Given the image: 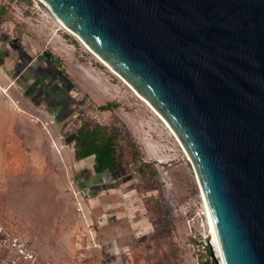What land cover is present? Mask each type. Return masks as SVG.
<instances>
[{
  "label": "rangeland",
  "instance_id": "rangeland-1",
  "mask_svg": "<svg viewBox=\"0 0 264 264\" xmlns=\"http://www.w3.org/2000/svg\"><path fill=\"white\" fill-rule=\"evenodd\" d=\"M0 34L1 83L12 84L14 98L45 135L44 173H28L37 161L29 155L12 176L0 172V264H13L7 234L24 240L41 264H220L191 245L188 221L200 186L179 140L154 111L45 4L0 0ZM18 49L24 63L57 61L47 86L63 91L69 115L56 119L45 97L37 103L26 97L15 80ZM83 125L113 135L115 172L99 176L93 156L76 159ZM39 176L44 179L36 181Z\"/></svg>",
  "mask_w": 264,
  "mask_h": 264
},
{
  "label": "water",
  "instance_id": "water-1",
  "mask_svg": "<svg viewBox=\"0 0 264 264\" xmlns=\"http://www.w3.org/2000/svg\"><path fill=\"white\" fill-rule=\"evenodd\" d=\"M40 1L167 122L224 264H264V0Z\"/></svg>",
  "mask_w": 264,
  "mask_h": 264
},
{
  "label": "crops",
  "instance_id": "crops-1",
  "mask_svg": "<svg viewBox=\"0 0 264 264\" xmlns=\"http://www.w3.org/2000/svg\"><path fill=\"white\" fill-rule=\"evenodd\" d=\"M64 46L66 48V45ZM11 90L12 84L4 86L0 80V172H5L6 177L12 176V173L19 170L23 156L29 155L37 157V161L27 166L28 173H44L45 163L41 164L39 157L44 160L45 135L22 108L19 99L14 98ZM31 126L36 128L37 132H31ZM29 143L33 145L31 151L26 148ZM54 147L58 153L61 152L57 144H54ZM40 179L44 177L39 176L36 181Z\"/></svg>",
  "mask_w": 264,
  "mask_h": 264
},
{
  "label": "flooded vegetation",
  "instance_id": "flooded-vegetation-1",
  "mask_svg": "<svg viewBox=\"0 0 264 264\" xmlns=\"http://www.w3.org/2000/svg\"><path fill=\"white\" fill-rule=\"evenodd\" d=\"M3 39L4 37L0 34V41H4ZM17 55L21 68L16 74L15 80H21L20 86L22 85V87H25L24 93L26 97H30L32 103H37L39 102V99L41 97H45L44 106L47 107V110L50 111V113L53 114L56 119L60 120L61 118L69 115V108L63 100L67 97H65L66 95L60 94V92L63 93V91L61 89H58V87L55 85H52L50 87L47 86V83L50 80V75L55 73V71L58 69L56 67V65L58 64L57 61H52L53 59L48 57L46 59L39 60L38 65L34 66L32 65V62H22V53H20L19 49L17 51ZM44 64L47 65L46 69L44 67ZM30 66L32 68L30 69V72L26 75H23L24 71ZM22 75L23 77H21Z\"/></svg>",
  "mask_w": 264,
  "mask_h": 264
},
{
  "label": "built area",
  "instance_id": "built-area-1",
  "mask_svg": "<svg viewBox=\"0 0 264 264\" xmlns=\"http://www.w3.org/2000/svg\"><path fill=\"white\" fill-rule=\"evenodd\" d=\"M33 5L34 8L41 9V6L44 4L40 0H33ZM188 224L190 226V230L192 231L191 245L195 251L202 254H208L212 251L216 254L212 245L213 227L201 190L199 203L196 205L195 211L188 221ZM1 233L2 229L0 230V234ZM6 241L12 254L13 264H41L38 261L36 253L29 249L27 243H25L20 237L7 234ZM78 246H82V244H79Z\"/></svg>",
  "mask_w": 264,
  "mask_h": 264
},
{
  "label": "trees",
  "instance_id": "trees-1",
  "mask_svg": "<svg viewBox=\"0 0 264 264\" xmlns=\"http://www.w3.org/2000/svg\"><path fill=\"white\" fill-rule=\"evenodd\" d=\"M111 104L100 106L104 110ZM113 135L107 129L96 126L83 125L77 133L75 157L83 160L94 157V171L97 174L104 172H115L118 169V160L115 150L112 148ZM206 264H214L208 262Z\"/></svg>",
  "mask_w": 264,
  "mask_h": 264
},
{
  "label": "bare ground",
  "instance_id": "bare-ground-1",
  "mask_svg": "<svg viewBox=\"0 0 264 264\" xmlns=\"http://www.w3.org/2000/svg\"><path fill=\"white\" fill-rule=\"evenodd\" d=\"M55 17V16H54ZM55 19L57 20V22L60 24V26H62L64 29L70 31L63 23H61L56 17ZM72 32V31H71ZM73 33V32H72ZM76 35V34H75ZM77 36V35H76ZM78 37V36H77ZM79 38V37H78ZM80 39V38H79ZM81 40V39H80ZM82 41V40H81ZM83 42V41H82ZM84 43V42H83ZM84 45L95 55L97 56L85 43ZM97 58H99L100 60H102L100 57L97 56ZM102 62L107 65V63H105L103 60ZM107 67L114 72L115 74H117L109 65H107ZM118 75V74H117ZM120 78H122L120 75H118ZM122 80L139 96V98H141V100H143L153 111L154 113L161 119V121L164 123V125L170 130V132H172V134L174 135L173 131L171 130V128L169 127V125L167 124V122L164 120V118L162 117V115L149 103V101H147L145 98H143L129 83H127L123 78ZM181 144V143H180ZM182 146V145H181ZM184 149V148H183ZM185 151V149H184ZM186 153V151H185ZM187 154V153H186ZM212 245L214 248V252L216 253V257L218 259H220V264H224L223 258H222V254L219 248V244L216 238L215 233H213V240H212Z\"/></svg>",
  "mask_w": 264,
  "mask_h": 264
}]
</instances>
